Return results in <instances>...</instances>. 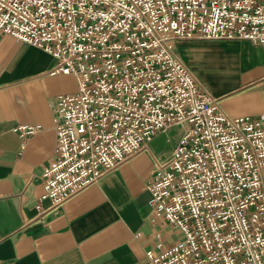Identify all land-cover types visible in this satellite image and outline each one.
Here are the masks:
<instances>
[{"label":"built area","instance_id":"built-area-1","mask_svg":"<svg viewBox=\"0 0 264 264\" xmlns=\"http://www.w3.org/2000/svg\"><path fill=\"white\" fill-rule=\"evenodd\" d=\"M0 31L77 81L54 105L57 150L36 210L58 212L177 128L147 186L160 231L145 264H264V113L230 117L175 50L200 40L264 49V0H0Z\"/></svg>","mask_w":264,"mask_h":264},{"label":"crops","instance_id":"crops-1","mask_svg":"<svg viewBox=\"0 0 264 264\" xmlns=\"http://www.w3.org/2000/svg\"><path fill=\"white\" fill-rule=\"evenodd\" d=\"M175 50L230 117L264 113L262 46L200 40L177 42ZM56 63L0 31V264H145L160 231L150 222L147 186L156 160L176 146L177 128L159 133L146 151L58 212L42 215L36 210L45 192L42 172L58 144L54 105L78 92L73 75H51ZM21 125L40 129L25 139ZM49 205L42 202L43 209Z\"/></svg>","mask_w":264,"mask_h":264},{"label":"rangeland","instance_id":"rangeland-1","mask_svg":"<svg viewBox=\"0 0 264 264\" xmlns=\"http://www.w3.org/2000/svg\"><path fill=\"white\" fill-rule=\"evenodd\" d=\"M178 133V130H174V132L172 133V137L175 135V134H177ZM172 139V138H171ZM169 233H170V235L172 236V238L176 241V240H179V236H177V235H175L174 233H173V231H172V229L170 228L169 229Z\"/></svg>","mask_w":264,"mask_h":264}]
</instances>
